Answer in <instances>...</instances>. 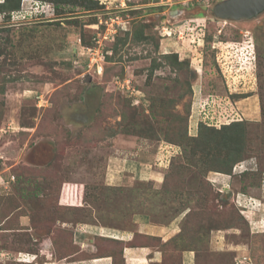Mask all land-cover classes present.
I'll use <instances>...</instances> for the list:
<instances>
[{
  "label": "rangeland",
  "instance_id": "rangeland-1",
  "mask_svg": "<svg viewBox=\"0 0 264 264\" xmlns=\"http://www.w3.org/2000/svg\"><path fill=\"white\" fill-rule=\"evenodd\" d=\"M95 1L62 11L22 0L9 22L0 14V215L17 228L0 225V264H50L77 246L88 254V238L97 255L160 254L148 264H189L186 251L191 264H264V11L220 18L223 0ZM237 119L244 155L231 173L215 171L219 133L200 122ZM205 179L207 196L197 191ZM181 183L193 210L230 211L232 226L192 245L178 227L166 240L137 234L111 246L100 230L72 244L77 227L136 232L139 215L182 220Z\"/></svg>",
  "mask_w": 264,
  "mask_h": 264
},
{
  "label": "trees",
  "instance_id": "trees-1",
  "mask_svg": "<svg viewBox=\"0 0 264 264\" xmlns=\"http://www.w3.org/2000/svg\"><path fill=\"white\" fill-rule=\"evenodd\" d=\"M22 0H3L0 1V14L2 13L4 16V21L9 22L11 20L12 17V13L16 10H19L20 8V3ZM54 2V6L55 9H61L62 11L64 10V6L65 4L68 5H76V4H87L88 3L91 5H96L98 6L97 2L95 0H52ZM63 3V4H62ZM247 48L251 49V45L247 44ZM255 58V56H254ZM256 59V58H255ZM252 64H254V62H252ZM241 97H245V95L243 94H238ZM192 110V109H191ZM190 110V111H191ZM190 111L189 114H190ZM191 115V114H190ZM201 126L203 127H208L211 130H214L215 132L219 133V136L217 138V141H214V158L218 157V155L220 156L219 159L216 161V170L215 171H220V172H224V173H231L233 166L236 163V160H240L244 155L242 153H244V151L242 152L243 149V145H244V136H245V124L244 121L242 120H234L228 124H223V126L221 128L216 129L213 126H207L206 123L204 122H200V128ZM210 134L206 135H202V144H203V149H205L204 151H206V154L210 153V150H212L211 148V137H209ZM210 145V146H209ZM221 153V154H220ZM204 166H201L199 170L204 169ZM179 171V170H177ZM202 175L205 177L206 172H201ZM67 190V188H66ZM168 189H165L164 191H167ZM181 190V191H180ZM202 192L203 194L206 195V193L208 192H212L214 191V188H212L211 186H209V183L203 180V185L202 182L201 184L198 183V187H197V191ZM171 192V190H168ZM176 191L174 194L175 196H173L174 201L177 200L176 202H179V205L177 204V206L175 207L176 210H179L180 213H183L185 210L189 209V211L185 214L184 218L181 220L179 226L181 229V232L178 234V236H182L184 233V230L187 229V238H189V241H187V244L192 245L195 242H197V239L201 240L203 237L202 235L209 234L210 231L214 230H218L221 228H228L231 227L232 224L231 222H229V215L231 214L230 211H228L226 213V211H222L223 213L221 214L222 217H220L219 219H217V217L219 216V214H215V216H217L215 219H212V217L214 216V212L210 214H207V210L204 209L202 210V208H198L196 210H193L191 208V206L188 204V202H186V198L187 197H183L180 198L181 193L184 192V186L183 183H181V186L179 187V189L174 190ZM198 191V192H199ZM64 193V190H63ZM76 200L78 202H83V192L82 189L79 190V188L77 189L76 192ZM62 194V192H61ZM60 194V195H61ZM190 195V194H189ZM180 198V199H179ZM207 200V198H205ZM163 202L162 204L164 206L168 205L171 209H174V206L172 204V197L169 198L168 194L165 195L162 198ZM179 200V201H178ZM74 205V204H72ZM77 205V204H76ZM124 212H129V209H123ZM209 211V210H208ZM151 211H149L148 214H150ZM10 216L6 217L4 220L2 219L1 215H0V225L3 226L1 227V229L4 231H12V230H16L17 228H12V227H7L5 224L7 222V219H9ZM211 218V219H210ZM208 219V222L206 221ZM228 220L225 224H222V222ZM152 221L154 222V220L152 219ZM185 221V222H184ZM124 222V221H122ZM186 224H189V226H187V228L185 227ZM192 225V226H190ZM29 227V226H28ZM136 227V226H135ZM69 229V228H68ZM132 231V230H131ZM133 232V231H132ZM134 236H136L137 234L139 235L140 233L138 231L133 232ZM70 236L72 238L71 242L73 245L76 246V244L74 243V233L73 230H70ZM145 236V235H144ZM145 237H150V238H160V237H156V236H145ZM95 239H100L99 236H97ZM111 246H113V243H118L120 242L122 243H126L122 240H115V239H108L107 240ZM184 241V240H183ZM112 242V243H111ZM124 247V245H123ZM122 248V247H121ZM183 250H194L192 247H186L183 248ZM58 253V252H57ZM88 253V252H87ZM76 255H78L77 257H75ZM95 253H88L86 254L85 252H83L82 250H80V248H78L77 246V250L75 252H68L67 254L63 255L62 257H59L58 254L56 256L57 259H68V258H73L72 260L76 259H88L90 257H95ZM104 255H111L113 256L114 260V264H118L116 263V259L117 257H120L121 263L119 264H125L124 261V257L122 252L121 253H106Z\"/></svg>",
  "mask_w": 264,
  "mask_h": 264
},
{
  "label": "crops",
  "instance_id": "crops-1",
  "mask_svg": "<svg viewBox=\"0 0 264 264\" xmlns=\"http://www.w3.org/2000/svg\"><path fill=\"white\" fill-rule=\"evenodd\" d=\"M125 163V162H124ZM184 215V214H183ZM135 225L137 228V231L145 236H156L163 238L166 240L167 238L174 235L173 233H176L178 230H176V227L180 229V222L181 218H177L174 221L167 223V224H159L154 223L152 219L148 215H139L137 218H135ZM102 236H108L113 237L114 239L122 240L124 242H128L131 240V238L134 237V233L130 230H121V229H114V228H103V227H96L94 228L92 225H88V227L82 228H76L74 232V243H85L84 238H88V234L92 233L91 231H100ZM86 244V243H85ZM95 245L89 243L88 238V253H94L95 251ZM25 254V253H22ZM184 258H187L190 260L189 264L192 262V256L194 253L192 251H186L183 253ZM123 259L125 261V264H148L149 262L156 260L160 258V254L158 253H152L147 248H135V247H125L124 248V254ZM69 259H57L56 261H50L48 263L56 262L57 264H69L72 262H76L79 260H85L86 264H114V258L111 255H95V257H90L88 259H77L74 261H68ZM186 263V262H185Z\"/></svg>",
  "mask_w": 264,
  "mask_h": 264
},
{
  "label": "water",
  "instance_id": "water-1",
  "mask_svg": "<svg viewBox=\"0 0 264 264\" xmlns=\"http://www.w3.org/2000/svg\"><path fill=\"white\" fill-rule=\"evenodd\" d=\"M214 10L220 18H252L264 11V0H223Z\"/></svg>",
  "mask_w": 264,
  "mask_h": 264
},
{
  "label": "clouds",
  "instance_id": "clouds-1",
  "mask_svg": "<svg viewBox=\"0 0 264 264\" xmlns=\"http://www.w3.org/2000/svg\"><path fill=\"white\" fill-rule=\"evenodd\" d=\"M0 1H3V0H0ZM249 40H250V39H249ZM251 42H252V41L250 40V42H248V43H250V45H252ZM248 43H247V44H248ZM252 43H253V42H252ZM29 261H31V260H27V262H29Z\"/></svg>",
  "mask_w": 264,
  "mask_h": 264
},
{
  "label": "built area",
  "instance_id": "built-area-1",
  "mask_svg": "<svg viewBox=\"0 0 264 264\" xmlns=\"http://www.w3.org/2000/svg\"><path fill=\"white\" fill-rule=\"evenodd\" d=\"M247 42H250V40H247ZM237 120H240V119H237ZM230 123V122H229ZM225 124H228V123H225Z\"/></svg>",
  "mask_w": 264,
  "mask_h": 264
}]
</instances>
